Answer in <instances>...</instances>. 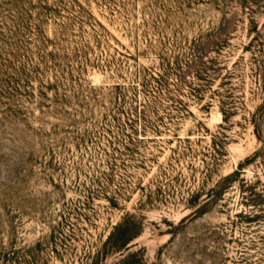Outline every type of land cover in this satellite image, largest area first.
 <instances>
[{"label": "rangeland", "instance_id": "rangeland-1", "mask_svg": "<svg viewBox=\"0 0 264 264\" xmlns=\"http://www.w3.org/2000/svg\"><path fill=\"white\" fill-rule=\"evenodd\" d=\"M0 264H264V0H0Z\"/></svg>", "mask_w": 264, "mask_h": 264}, {"label": "bare ground", "instance_id": "bare-ground-1", "mask_svg": "<svg viewBox=\"0 0 264 264\" xmlns=\"http://www.w3.org/2000/svg\"><path fill=\"white\" fill-rule=\"evenodd\" d=\"M95 76L98 77L97 75H95ZM94 78H95V77H94ZM94 78H93V79H94ZM94 80H97V78L94 79ZM97 81H99V80H97ZM94 82H96V81H94ZM97 83H100V82H97ZM212 117H213V118H212L213 121H215V122H216V121H217V122L219 121V122H220V119H221L220 114H219V115H213Z\"/></svg>", "mask_w": 264, "mask_h": 264}]
</instances>
